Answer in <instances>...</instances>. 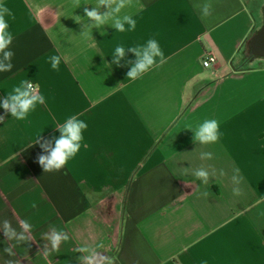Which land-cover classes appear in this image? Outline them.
I'll list each match as a JSON object with an SVG mask.
<instances>
[{
  "label": "crops",
  "instance_id": "obj_1",
  "mask_svg": "<svg viewBox=\"0 0 264 264\" xmlns=\"http://www.w3.org/2000/svg\"><path fill=\"white\" fill-rule=\"evenodd\" d=\"M198 2L135 0L122 12L136 20L134 31L106 25L86 39L83 8L96 0L77 9L72 0H0L13 13L15 52L12 71L0 73V99L24 79L45 97L27 120L9 114L0 122V224L32 227L28 243L0 230V264H81V246L114 264H264V71L248 67L264 58L245 52L264 5L211 0L205 19ZM150 38L167 63L131 81L130 65L112 64L111 55ZM208 54L217 62L206 68ZM53 55L62 57L58 71ZM72 115L88 125L83 146L44 173L34 142L59 137L55 127ZM206 118L219 121L221 135L200 145L187 127ZM201 152L214 158L201 160ZM200 167L217 172L207 185L192 175ZM234 170L243 177L239 196ZM53 228L69 240L45 254Z\"/></svg>",
  "mask_w": 264,
  "mask_h": 264
},
{
  "label": "clouds",
  "instance_id": "obj_2",
  "mask_svg": "<svg viewBox=\"0 0 264 264\" xmlns=\"http://www.w3.org/2000/svg\"><path fill=\"white\" fill-rule=\"evenodd\" d=\"M73 6L80 8L81 0H72ZM83 8L84 17L87 18L88 23L83 24L82 35L86 39L92 38L93 29H103L104 26H110L115 29V32L124 33L127 31H134L136 28V20L129 14H122L126 8L135 7V0H96L95 5L91 8ZM199 10L202 18H207L212 14L211 0H201L195 4ZM101 8L106 11H101ZM12 11L3 3H0V73L11 72L14 64L13 58L15 52L11 46L14 40L13 33L9 30L8 18L12 17ZM81 16H77L79 18ZM77 22V21H76ZM78 23V22H77ZM127 26V27H126ZM134 54L135 60H126L127 53ZM112 64L120 67L122 61L130 65L127 71V79L136 81L143 78L144 75L162 67L167 63L165 56L159 42L155 38L148 39L144 44H137L135 46L125 47L117 45L112 53ZM62 57L53 55L49 57V62L53 70H59ZM264 59H256L248 64V67L254 72L264 71ZM38 85H34L30 79H24L18 85L12 87L7 92L6 96L0 99V108H3L4 114H0V122L4 121L5 116L9 115L17 121L27 120L29 115L34 112L38 105L45 104L44 95L38 91ZM88 128L84 120L78 118L77 115H72L55 127L60 135L52 139L42 140L40 136L34 143L39 144L43 150L42 154H38L37 162L45 172H53L61 170L71 159L75 158L80 152L84 136V131ZM188 130L194 133L193 141L200 145L214 144L220 139L219 121L214 118H206L197 123L195 126L189 125ZM214 158L212 152H201V160H211ZM199 181L203 184H209L211 178L217 175L215 169L200 167L194 169L192 172ZM219 175H225L221 169ZM233 184V195L239 196L241 189L239 185L243 182V177L238 170H234L231 177ZM202 195L208 196L205 192ZM20 231L14 228L10 221H3L0 224V230L8 241L16 240L17 242L30 241V233L32 227L26 220L19 221ZM48 244L45 245V254L50 246L52 250H58L62 242L69 240V235L63 230L51 229L46 236ZM4 251L12 255V247H7ZM80 255L81 264H114V257H108L97 251L91 246H81L77 249Z\"/></svg>",
  "mask_w": 264,
  "mask_h": 264
},
{
  "label": "water",
  "instance_id": "obj_3",
  "mask_svg": "<svg viewBox=\"0 0 264 264\" xmlns=\"http://www.w3.org/2000/svg\"><path fill=\"white\" fill-rule=\"evenodd\" d=\"M250 48L255 57L264 58V24L258 33L252 37Z\"/></svg>",
  "mask_w": 264,
  "mask_h": 264
},
{
  "label": "built area",
  "instance_id": "obj_4",
  "mask_svg": "<svg viewBox=\"0 0 264 264\" xmlns=\"http://www.w3.org/2000/svg\"><path fill=\"white\" fill-rule=\"evenodd\" d=\"M217 62L216 56L213 54H208L203 61V66L209 68Z\"/></svg>",
  "mask_w": 264,
  "mask_h": 264
},
{
  "label": "rangeland",
  "instance_id": "obj_5",
  "mask_svg": "<svg viewBox=\"0 0 264 264\" xmlns=\"http://www.w3.org/2000/svg\"><path fill=\"white\" fill-rule=\"evenodd\" d=\"M246 2L248 3L249 7L253 9L258 8L261 5H264V0H246ZM247 54H249V56L252 55L251 53H247Z\"/></svg>",
  "mask_w": 264,
  "mask_h": 264
},
{
  "label": "trees",
  "instance_id": "obj_6",
  "mask_svg": "<svg viewBox=\"0 0 264 264\" xmlns=\"http://www.w3.org/2000/svg\"><path fill=\"white\" fill-rule=\"evenodd\" d=\"M245 52H246V54L247 53H251L252 54V51H251V48H250V44L248 43V45H247V47H246V49H245ZM247 57H250V58H258V57H255L253 54L251 55V56H249V54H247ZM131 183V182H130ZM131 185V184H130ZM130 185H129V188H130ZM129 188H128V190H129ZM127 194H128V191H127ZM127 196V195H126Z\"/></svg>",
  "mask_w": 264,
  "mask_h": 264
}]
</instances>
